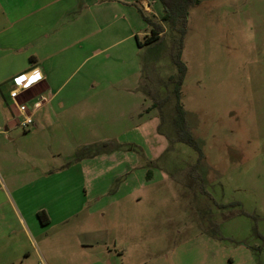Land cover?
<instances>
[{
  "label": "rangeland",
  "instance_id": "374dc122",
  "mask_svg": "<svg viewBox=\"0 0 264 264\" xmlns=\"http://www.w3.org/2000/svg\"><path fill=\"white\" fill-rule=\"evenodd\" d=\"M192 1L185 0L178 57L173 28L142 49L133 35L121 43L124 61L73 72L78 87H96L69 95L82 106L42 110L28 131L14 125L30 134L8 146L24 149L21 159L32 166L20 169L25 186L15 210L29 214L36 230L13 235L26 261L35 264L37 253L41 264H264V0ZM148 2L161 9L159 0ZM153 10L142 13L158 21ZM142 29L138 40L150 27ZM108 73L116 80L110 98L95 83ZM147 90L163 100L159 109H148ZM177 103L203 154L196 169L203 192L187 176L196 151L176 140ZM130 105L136 131L126 120ZM38 160L45 174L33 166ZM15 172H0V183L17 189ZM2 197L0 221L16 230ZM213 201L235 205L218 209ZM62 215L70 217L58 223ZM90 241L105 246L83 245Z\"/></svg>",
  "mask_w": 264,
  "mask_h": 264
},
{
  "label": "crops",
  "instance_id": "0c3cea01",
  "mask_svg": "<svg viewBox=\"0 0 264 264\" xmlns=\"http://www.w3.org/2000/svg\"><path fill=\"white\" fill-rule=\"evenodd\" d=\"M135 1H139L141 11L152 13L153 9L148 0ZM153 12L155 16L160 17L162 8ZM143 24L138 10L129 9L126 0H103L99 3L83 0H0V172H9L12 169L16 171L14 174L20 173V185L17 189L14 184L0 183L2 201L7 206L10 219L17 226L15 230L7 218L0 221V264H31L29 260L26 261L28 252L22 249L13 235L20 230L27 238L31 229L34 232L36 230L29 214L15 210V205L21 202L23 194L19 191L25 186L20 169L32 166L30 162L21 159V154L25 153L24 149H12L20 137H30V134L20 135L15 127L17 125L14 118L18 116L7 94L12 86V78L32 66L37 67L43 77L32 92L46 98V102L33 112V127H36L42 110L61 111L68 107L76 110L82 106V102L76 101L81 98L73 100L69 95L83 93L84 87H96L89 85V81L78 87L77 85L81 84L80 77L70 81L74 76L73 72L88 62L87 68L91 73L90 63L107 64L111 61L120 62L121 59L124 61L128 49L126 45L121 46V43L133 35L136 40L143 33V29H136L142 28ZM136 75L140 78L141 86L142 76L138 71ZM115 81L108 73L105 80L95 83L99 86L98 89L105 90L106 96L110 98L109 88ZM92 94L95 95L94 90L91 91ZM131 95L134 96L132 93ZM140 96L142 97L141 94ZM33 99L34 97L28 101L29 105ZM130 100L132 105L137 98L130 97ZM131 105L128 111L126 109V120L130 129L136 131L137 124L131 119L134 114ZM113 125L115 124H112V127ZM33 166H37L42 170V174H45L46 169L39 160ZM6 177L12 182L11 176ZM91 215L93 213H90ZM69 217L62 215L58 223H64ZM96 244L105 246L104 243L91 241L83 245L92 248ZM35 254V264H41L39 255Z\"/></svg>",
  "mask_w": 264,
  "mask_h": 264
},
{
  "label": "trees",
  "instance_id": "16d2710c",
  "mask_svg": "<svg viewBox=\"0 0 264 264\" xmlns=\"http://www.w3.org/2000/svg\"><path fill=\"white\" fill-rule=\"evenodd\" d=\"M196 2H197V0H193L191 3L195 4ZM159 3H160L161 8H162V14L159 17L158 21L151 20L150 18L143 15V13L140 9H137L141 15L142 20L150 27V30H149L148 34L145 33L143 35L142 40H138L136 38V40H135L136 47L139 48V47H142L144 45L150 46V45L158 42L160 39L163 38L164 34H166V32L168 31V28H173L179 33V41H178V43H176L170 47L171 48L172 47L177 48L176 49V51H177L176 57H178V53H179V49H180V38H181V35L183 33L184 18L182 19V16L186 15V11L184 10L185 0H159ZM176 14L179 15L180 17L177 19H174ZM162 22L165 24L161 25ZM164 25H166V26H164ZM165 27H167V31H165ZM171 48H169V49L171 50V53H172L173 50ZM176 61H179V60H176ZM183 70H184V68H183V66H181L179 71L183 72ZM146 94L151 99L150 107L148 109H150V108L159 109L160 104L163 103V100H160V99L154 97L153 91L147 90ZM148 109L146 108V110H148ZM174 110H175V115H174V118L172 119V121H173L172 125H173V129H174V132L176 135V140H179L180 142L193 147L194 150H196V154H197V158H196L195 162L187 167V176L191 180L192 183L197 182V189L200 190L201 192H203V189H202L203 178H202V175L199 174L196 170L197 165L199 164L198 162H200V159L202 158L203 154L201 152L200 147L196 143V141L192 138V135L188 132L187 121L184 118V112H183L181 106L179 105V103L174 105ZM103 144H105V143H103ZM93 155L94 154H88L87 156L90 157ZM208 201L209 202L211 201L210 196H208ZM213 205L218 209L219 208L224 209L227 206H233L235 204H224L223 205V204H217L213 201ZM36 216H37V218L41 224L47 223V219L43 218V212L42 211H38L36 213Z\"/></svg>",
  "mask_w": 264,
  "mask_h": 264
},
{
  "label": "built area",
  "instance_id": "2783aa9c",
  "mask_svg": "<svg viewBox=\"0 0 264 264\" xmlns=\"http://www.w3.org/2000/svg\"><path fill=\"white\" fill-rule=\"evenodd\" d=\"M37 71L39 72L41 79L26 87L29 79L37 73ZM42 78L39 69L35 66L30 67L25 72L12 78V86L7 91V94L16 110V115L18 116V118H16V125L22 130H28L29 127L34 126L33 112L46 102L45 97L32 93L34 87H36ZM32 97H34V99L29 105L28 101L32 99Z\"/></svg>",
  "mask_w": 264,
  "mask_h": 264
},
{
  "label": "snow or ice",
  "instance_id": "6c2138e0",
  "mask_svg": "<svg viewBox=\"0 0 264 264\" xmlns=\"http://www.w3.org/2000/svg\"><path fill=\"white\" fill-rule=\"evenodd\" d=\"M40 79H41L40 74H39V73H35V74L29 79L28 84L26 85V87L29 86V85H31V84H33V83H35V82H37V81H39Z\"/></svg>",
  "mask_w": 264,
  "mask_h": 264
},
{
  "label": "clouds",
  "instance_id": "9594fccd",
  "mask_svg": "<svg viewBox=\"0 0 264 264\" xmlns=\"http://www.w3.org/2000/svg\"><path fill=\"white\" fill-rule=\"evenodd\" d=\"M37 73H39V72L37 71Z\"/></svg>",
  "mask_w": 264,
  "mask_h": 264
},
{
  "label": "flooded vegetation",
  "instance_id": "af4514ba",
  "mask_svg": "<svg viewBox=\"0 0 264 264\" xmlns=\"http://www.w3.org/2000/svg\"><path fill=\"white\" fill-rule=\"evenodd\" d=\"M196 151V150H195ZM202 152V151H201Z\"/></svg>",
  "mask_w": 264,
  "mask_h": 264
}]
</instances>
